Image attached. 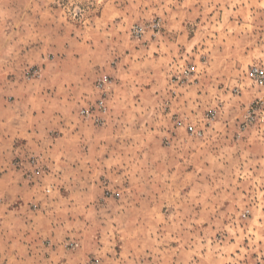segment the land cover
Instances as JSON below:
<instances>
[{
    "label": "rangeland",
    "instance_id": "rangeland-1",
    "mask_svg": "<svg viewBox=\"0 0 264 264\" xmlns=\"http://www.w3.org/2000/svg\"><path fill=\"white\" fill-rule=\"evenodd\" d=\"M151 54L155 93L139 107ZM122 57L129 69L116 76ZM186 66L194 77L173 83ZM254 66L264 67V0H0V91L10 80L26 91L45 72L36 90L94 96L78 111L93 133L53 157H13L18 187L0 182V199L40 185L32 208L56 221L43 225L57 226L68 264H264Z\"/></svg>",
    "mask_w": 264,
    "mask_h": 264
},
{
    "label": "crops",
    "instance_id": "crops-1",
    "mask_svg": "<svg viewBox=\"0 0 264 264\" xmlns=\"http://www.w3.org/2000/svg\"><path fill=\"white\" fill-rule=\"evenodd\" d=\"M172 44L174 45V42ZM151 55L153 57H149V65L146 66L148 76L154 70L153 63L161 58L155 54ZM164 56L166 58V55ZM114 69L116 76H122L129 67L122 57ZM46 76L44 72L40 80L30 83L31 88L26 86V91H21V85L24 84H18L16 80H10V84L1 88L0 160L3 159V162H0V182H7L6 190L17 186L12 175H18L19 172L11 161L13 157H34L37 154L44 158L53 157L51 155L57 153V147L63 141L71 139L84 142L88 138L85 131L91 128V124L80 118L79 102L83 100L84 104V101L94 96L88 92L84 94L81 88L67 87L61 91L58 86H49L36 90V85L43 82ZM154 78L155 76L151 75V85L137 88L139 95L135 98L136 106L142 107L146 94L155 93ZM53 83L57 85L56 81ZM174 87L175 85H169L170 90L172 88L176 92ZM122 91L117 90L114 96L119 98ZM64 93L65 95H62ZM170 96L172 97V94ZM87 131L93 133L90 129ZM85 153L83 151L80 156ZM53 166L56 167L51 164V167ZM50 174L56 179L63 177L56 172ZM30 185L19 186L21 193L18 200L13 201L7 194L0 199V264H68L59 260L60 254H65L66 251L58 245L61 236H58L57 226L52 228L50 225L47 228L43 225L46 218L52 224H56V221L49 220L48 216L32 208L36 205L35 202L40 200L37 193L42 188L37 183ZM14 226L16 229H13Z\"/></svg>",
    "mask_w": 264,
    "mask_h": 264
},
{
    "label": "built area",
    "instance_id": "built-area-1",
    "mask_svg": "<svg viewBox=\"0 0 264 264\" xmlns=\"http://www.w3.org/2000/svg\"><path fill=\"white\" fill-rule=\"evenodd\" d=\"M142 30L143 29H140V30L136 29L135 35L140 34V32H142ZM30 73L34 76V75L38 74V71L34 69V70H31ZM194 73H195V69L193 67L186 66V67L182 68L179 72L175 73L171 77V80L173 83L178 84V85L186 84L187 82H189L194 77ZM249 75H250L251 79L254 81V83H256V85L264 86V67L254 66L250 70ZM85 112H86V114L89 113L87 111H82L83 114ZM189 128L191 130H193L192 126H190Z\"/></svg>",
    "mask_w": 264,
    "mask_h": 264
}]
</instances>
